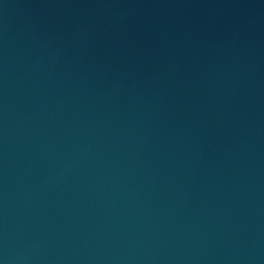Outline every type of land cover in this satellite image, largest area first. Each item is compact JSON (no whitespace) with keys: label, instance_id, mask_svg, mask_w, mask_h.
<instances>
[{"label":"water","instance_id":"obj_1","mask_svg":"<svg viewBox=\"0 0 264 264\" xmlns=\"http://www.w3.org/2000/svg\"><path fill=\"white\" fill-rule=\"evenodd\" d=\"M0 264H264V0H0Z\"/></svg>","mask_w":264,"mask_h":264}]
</instances>
